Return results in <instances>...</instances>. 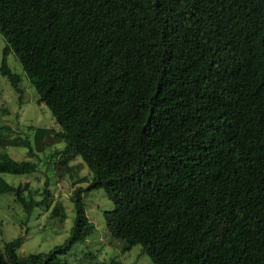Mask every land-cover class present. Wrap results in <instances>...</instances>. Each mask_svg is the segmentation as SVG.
I'll use <instances>...</instances> for the list:
<instances>
[{"label": "trees", "instance_id": "trees-1", "mask_svg": "<svg viewBox=\"0 0 264 264\" xmlns=\"http://www.w3.org/2000/svg\"><path fill=\"white\" fill-rule=\"evenodd\" d=\"M0 35V75L21 102L13 55L59 127L12 145L34 157L47 133L89 170L68 237L25 256L17 237L0 264H67L98 190L110 235L153 264H264V0H0ZM36 169L0 152V174ZM45 185L37 201L0 176V195L29 216Z\"/></svg>", "mask_w": 264, "mask_h": 264}, {"label": "rangeland", "instance_id": "rangeland-1", "mask_svg": "<svg viewBox=\"0 0 264 264\" xmlns=\"http://www.w3.org/2000/svg\"><path fill=\"white\" fill-rule=\"evenodd\" d=\"M4 46L5 41L0 35V63ZM7 62L22 77L20 88L23 93L20 102L7 79L0 75V152H5L16 161H34L37 169L30 174L1 173L0 176L14 187L26 185L37 201L43 198L45 184L50 192L48 206L34 207L29 216L12 194L0 195V248L22 237L17 253L25 256L46 252L68 237L75 216L70 196L77 186H86V183L78 180L88 177L89 170L79 157H64L60 153L63 143L47 139V133L38 137L43 149L34 148V157L28 156L26 148L12 145L13 138L28 139L34 144L35 132L39 128L51 134L57 132L59 127L45 105L37 101L33 87L13 55L8 56ZM83 202L95 231L84 242L74 245L65 256L67 264H153L141 253L139 246L124 250L122 243L110 235L104 213L112 205L102 190L83 194ZM57 204L63 206V219L54 216L51 211Z\"/></svg>", "mask_w": 264, "mask_h": 264}]
</instances>
